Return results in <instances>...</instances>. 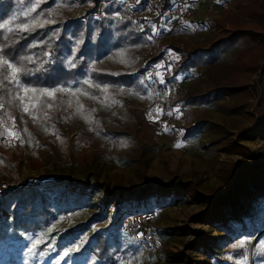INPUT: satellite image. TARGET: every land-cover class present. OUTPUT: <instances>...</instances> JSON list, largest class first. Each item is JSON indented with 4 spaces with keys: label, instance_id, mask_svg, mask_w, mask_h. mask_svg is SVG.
Listing matches in <instances>:
<instances>
[{
    "label": "rangeland",
    "instance_id": "374dc122",
    "mask_svg": "<svg viewBox=\"0 0 264 264\" xmlns=\"http://www.w3.org/2000/svg\"><path fill=\"white\" fill-rule=\"evenodd\" d=\"M110 1L126 2L125 8L136 13V17L142 16V0L139 3L137 0ZM156 1L158 4L159 0ZM246 1L188 0L193 6V14L184 18L180 26L171 28L170 33L154 45V52L158 48L163 49L164 54L157 63L161 67L156 70L154 65L150 84L156 86L160 83L157 72L169 77L170 67L175 57H178L170 45L175 44L191 55L195 48L206 46L207 41L219 32L212 24L221 18L225 6L235 10L238 2ZM101 3L95 15L99 14ZM55 9L66 17L77 19L81 5L72 6L58 1ZM153 11V15L158 12L156 8ZM162 25L167 26L168 20L157 25V29ZM111 62L102 61L98 65L105 66ZM212 68L215 74H237L222 61L213 64ZM200 69L196 67L184 74L179 73L172 79L178 86L175 93L187 88ZM253 79L258 87L254 91L246 87L245 96L237 94V90L223 87L220 95L205 107L203 124L190 133L174 127L182 119L179 112L156 106V92L153 96L150 91L149 97L124 93L116 96L120 101L111 106V101H99L82 93L72 96L70 91L58 92L62 101L61 113L65 116L62 120L65 122H49L55 126L68 127L64 131L68 141L66 150L62 154L53 143L43 147L38 158L32 156L33 147L25 144L22 148L30 153L26 157L32 165L20 164L18 179L0 180V183H8L5 193L23 188L50 191L53 187L70 194H82L88 197L87 203L75 212L56 211L44 228L27 232L21 239H13L10 236L11 229H4L1 221L0 230L7 234L4 239H0V264H81L85 258L81 253L82 242L114 226L121 232L127 250L116 256L115 264L133 256L140 257L139 261L133 260V264H215V259L233 264H237V261L241 264H264V248L259 247L264 244V233L250 248L253 237L264 228L257 227L261 218L258 207L264 208V110L258 103L264 82L259 73L254 74ZM168 85L166 83L165 87ZM161 94L166 93L161 89ZM77 101L92 108L91 120L81 110L77 111ZM123 107L145 110L152 123L150 130L156 129L155 137L148 139V134H143L144 127L139 122L134 125H125L123 121L113 122ZM157 109L161 110L159 118L150 119L149 113L156 117ZM96 119L100 120L102 130L108 127L124 129L125 126L139 139L138 145L118 153V158L114 157V141L95 132L93 126ZM15 126L22 136L24 128L21 122L16 121ZM31 126H35L41 136L39 139L56 137L55 133L47 136L41 123ZM178 142L183 147H174ZM228 142L246 146L253 158L230 151L225 147ZM16 146L21 144L7 140L1 150L9 151ZM241 163H258L260 173L246 178L239 166ZM233 167L236 174L233 173ZM179 184H183L186 189L177 193ZM218 195L234 196L238 207L231 212L220 213L217 210ZM117 196L132 198L122 202ZM172 197L176 198L172 201ZM143 214H149L150 218L142 217ZM0 215L3 220L12 217L7 210H0ZM251 215L256 217L255 224L248 219ZM141 217L146 220H141ZM240 218L249 229L246 234L250 233L252 238L240 233L238 223L233 222ZM139 222L148 225L146 228L150 237L146 242L136 241L133 236V228ZM228 224L238 232V239L225 231ZM114 231L109 230L106 234L111 235ZM36 240L41 241L36 252L42 251L45 255H29L28 248ZM240 240L245 241L244 256L233 257L232 252L237 248L233 245L239 244ZM78 245L79 250L72 253L70 258L60 259L65 249ZM256 245L261 258L255 261L253 251Z\"/></svg>",
    "mask_w": 264,
    "mask_h": 264
},
{
    "label": "trees",
    "instance_id": "16d2710c",
    "mask_svg": "<svg viewBox=\"0 0 264 264\" xmlns=\"http://www.w3.org/2000/svg\"><path fill=\"white\" fill-rule=\"evenodd\" d=\"M58 1L72 6L81 5L77 19L59 13L55 9ZM222 1L227 2V0ZM33 2L40 3L37 12L45 13L42 19L49 18L47 13L52 12L53 15L50 18L54 19L56 23L37 28L31 33H18L13 39H6V30H3L5 35H0V48H4L7 57H15V62L22 63L28 69V73L22 77L26 86L35 87L38 90L63 87L68 88L70 92L79 88L81 91L78 93L99 101L104 100L105 96L109 97L108 101L112 99L120 101L116 96L124 93L140 97L150 96L149 87L134 74L135 65L139 60L137 72L140 73H143L149 64L155 65L158 70L157 63L163 58L164 51L156 48L152 56L139 58L144 47V40L128 17L126 9L110 0H42V2L33 0ZM141 2L143 7L147 5L146 0ZM174 2L175 0H159L158 4L150 7L148 16L136 17V13H134L136 23L144 29H152L151 24L157 26L166 23ZM100 3L99 14L95 15ZM155 8L158 12L153 15ZM22 10H26L23 0H0V23L10 19L13 15H18ZM35 15L34 13L33 16ZM26 19H31V17L21 16L17 23ZM12 26L14 27V25ZM212 26L219 32L207 41L206 46L195 48L191 55L175 44L170 45L178 53V59L171 65L169 77L164 75L165 83L153 85L157 95L156 106L164 110H178L182 119L175 123L174 127L184 133H190L203 124L205 107L220 95L223 87L237 90V94L241 93L245 96L246 87L250 91H254L258 87L253 79L254 74L259 73L260 79L264 82V0L238 2L235 10L230 6H225L221 18L213 21ZM164 27L162 25L158 29ZM33 44L39 46L29 47ZM121 52L125 54L123 57L118 55ZM45 53H49V55H45ZM27 56H31L34 62L22 59ZM122 59L127 62L122 63ZM108 60L112 61L111 64L98 65L100 62ZM219 61L229 65L232 71L237 74L213 73L212 66ZM196 67H201L200 72L193 76L187 88L178 93L161 94V89L165 87L166 83L171 82L179 73L184 74ZM84 80L91 81L92 87L85 85ZM96 85H100V88H97ZM104 86L108 87L107 93L101 90ZM22 94V92H17L12 85H8L7 89H0V103L4 104V108L0 109V131L3 130L5 124L10 127L12 120L9 117H14L15 121H20L23 128L27 129V133L23 132L21 139L25 140L26 145H29L28 141L31 140L29 146L34 149H32L33 157L39 158L41 149L53 143L63 154L68 143L64 131L68 127L55 126L49 122L50 120L65 122L62 120L64 113H61V96L57 92L54 98L41 97L43 104L37 102V110H34V114L38 119L34 121L31 116L23 113L18 98H14ZM258 103L264 110V86L260 91ZM49 104H52L51 108L48 107ZM80 105H83V108L80 109L81 112L87 114L88 119L91 120L93 118L92 108L82 101H77L79 108ZM45 113L47 119L43 118ZM122 121L125 125L131 123L134 125L139 122L144 127L143 134H148V139L155 137L156 129L150 130L152 123L143 109L130 110L123 107L113 122L120 123ZM35 122L41 123L45 129H48L47 136L51 133L59 134L63 142L57 140L56 137L39 139L41 136L35 126H31L36 124ZM94 125L93 128L99 136L114 141L112 155L116 158H118V153L138 145L139 139L125 126L124 129L108 127L102 130L98 119L94 120ZM28 133L31 135L29 136ZM4 142L5 140L0 139V180L18 179L20 164L32 165L26 157L30 153L27 149L22 148L25 144L10 148L9 151L1 150ZM16 142L19 143V141ZM75 144L78 145L79 141ZM225 147L243 157L253 158L251 151L244 145L228 142ZM239 166L246 178H252L260 173L258 163H241ZM233 173L236 174L234 167ZM184 189L186 187L183 184L176 187L177 193ZM49 190L23 188L4 194L0 200V210H7L12 217L9 220H3V216L0 215V222L3 221L4 229H11L10 236L13 239H21L27 232L44 228L56 211L75 212L81 210L88 200V197L82 194H70L53 187ZM175 198L172 197L170 200L173 201ZM217 199L219 202L217 210L220 213H228L238 207L234 196L218 195ZM258 210L261 213V218L257 227L262 229L264 227V208L260 206ZM255 218L254 215L248 217L253 224H255ZM233 222L238 223L237 226L241 228L240 233L243 232L246 238L248 236L252 238L253 235L246 234L249 229L242 218L233 220ZM116 229V226L109 229L115 230L111 235L106 234L109 230H102L104 232L96 233L83 241L81 253L85 255V258L82 259L81 264H115L116 256L127 252L121 239V232ZM225 231L238 239V232L231 225H226ZM6 234V231L0 230V239H4ZM259 252L256 245L253 251L255 261L261 258ZM232 254L233 257L244 256V246L237 247ZM215 264L233 263L215 259Z\"/></svg>",
    "mask_w": 264,
    "mask_h": 264
},
{
    "label": "snow or ice",
    "instance_id": "6c2138e0",
    "mask_svg": "<svg viewBox=\"0 0 264 264\" xmlns=\"http://www.w3.org/2000/svg\"><path fill=\"white\" fill-rule=\"evenodd\" d=\"M40 2H42V0H40ZM139 2L140 0H137V3ZM23 6L26 10H22L18 15H13L10 19L4 20V22L0 23V35H5V32L3 30H6V39H13L17 36L18 33H31L35 31L37 28H43L45 25L56 23L54 19L50 18L53 15L52 12L47 13V17L49 18L42 19V17L45 16V13L37 12V9L40 6L39 2L34 3L33 0H23ZM34 13L36 14L35 16H33ZM21 16L24 18L31 17V19L21 20L19 23H17V21L20 20ZM149 23L151 24V22ZM12 25H14V27ZM151 28H152L153 35L158 33V29L155 24H151ZM149 39H151V37H149ZM37 46L39 45L33 44V45H30L29 47H37ZM45 55H49V53H45ZM118 55L123 57L125 54L121 52V53H118ZM175 58L178 59V57H175ZM22 59L28 62H34L31 56L23 57ZM121 62L125 63L127 61L122 59ZM157 67L159 68L161 67V65H157ZM27 73H28V69L22 63L18 64L17 62H15V57L8 58L4 51V48H0V77H2V79H0V89H7L8 85H12L17 92H22L23 93L22 95H19L18 97H14V98H18L19 105L21 106L23 113L28 114L35 121L38 119V117L34 114V110H37V102H39L40 104H43V101L40 99L41 97L54 98L57 92L68 93L70 90L68 88H63V87L54 88L52 90H49L47 88H42L38 90L35 87H28L24 84L22 80V77L26 75ZM156 75L159 78V82L161 84H164L165 80L163 76L161 75V73L157 72ZM148 78H151V73H149ZM83 83L85 85H88L89 87H92V83L89 80H84ZM96 87L100 88V85H96ZM101 90L104 93H107L108 87L104 86ZM80 91L81 89L77 88L75 89V91L71 92V95L75 96ZM121 91L123 90L121 89ZM108 100H109V97L105 96L104 101L107 102ZM33 101H36V102H33ZM117 103H119V101L112 99L109 106H111V104H117ZM48 107L51 108L52 104H49ZM3 108H4V104L0 103V109H3ZM82 108H83V105H80V108L77 109V111H79ZM156 111H157L156 117H153L152 114L149 113L150 119L159 118V114L161 110L157 109ZM171 114L172 113H169V115ZM43 118L47 119L46 113L44 114ZM9 119L12 120V125L11 127H9L7 124L4 125L3 130L0 131V139H3L5 141L7 140L19 141L21 145L25 144V140L21 139L20 130L17 129L15 126L16 124L15 118L9 117ZM167 130H168L167 127H165V131ZM45 131H48V129H45ZM24 132L27 133L26 128L24 129ZM28 135L30 136L31 134L28 133ZM56 139L63 142L59 134L56 135ZM28 143L29 145H31V140H29ZM10 146H14V145H10ZM174 147L180 148V147H183V144L178 142L174 145ZM49 231H51V229H49ZM40 243L41 241L39 240L33 241L32 246L28 248L29 255L31 256H35L37 254L40 256L45 255V253L42 251L39 253L36 252V249L38 248V245ZM244 244H245V241L240 240L239 244L233 245V247L242 248ZM49 247H51V245H49ZM79 247L80 246L78 245L75 248L65 249L60 255V259L65 260L66 258H70L72 253L79 250ZM259 247L264 248V244L259 245ZM139 259L140 257L133 256L132 258L128 260L122 259L120 261V264H133V260L139 261ZM245 259H247V257H245ZM237 264H241V262L237 261Z\"/></svg>",
    "mask_w": 264,
    "mask_h": 264
},
{
    "label": "built area",
    "instance_id": "2783aa9c",
    "mask_svg": "<svg viewBox=\"0 0 264 264\" xmlns=\"http://www.w3.org/2000/svg\"><path fill=\"white\" fill-rule=\"evenodd\" d=\"M115 2L121 6L123 5L124 8L127 6L126 2H123V3H121L120 1H115ZM156 2H157L156 0H146L147 5H145L144 8L141 9V15L142 16L149 15L150 7L156 4ZM125 9L128 11L129 18L134 23L137 32L139 33V35L141 36V38L144 40V43H145L143 50L139 55V58L141 56H151L154 52V45L158 43L163 37L167 36L170 33L171 28L180 26L184 18L191 16L194 12L192 4L189 3L188 0H175L173 9L168 19V25L160 30L158 29V33L153 35L152 29H144L143 27H140V25L136 23V17L134 13H131L127 8ZM149 37H151V39H149ZM138 66H139V60L136 64L134 73L146 83V85L149 87L150 91L152 92L154 96L155 91L153 89L152 84H150L149 78H148L149 73H152L154 71V65L149 64L147 69L143 73L137 72ZM177 90H178V86L172 81L169 82V85L167 87H163L162 89L164 93L175 92ZM7 189H8V183H0V198H2V195H4ZM130 198L132 197H126V196L118 197L117 196V199L119 201L130 199ZM133 199H136V197H133ZM142 217L146 219L150 218L149 214H143ZM146 219L142 218L141 220H146ZM133 232H134L133 236L136 241L146 242L149 240L150 232L140 222L134 226Z\"/></svg>",
    "mask_w": 264,
    "mask_h": 264
},
{
    "label": "water",
    "instance_id": "95a60500",
    "mask_svg": "<svg viewBox=\"0 0 264 264\" xmlns=\"http://www.w3.org/2000/svg\"><path fill=\"white\" fill-rule=\"evenodd\" d=\"M48 62H50V61H48ZM263 233H264V228H263L262 230H260V231H259V232L253 237V239H252V241H251V246H250L251 249L253 248L255 242L259 239V237H260ZM250 264H251V263H250Z\"/></svg>",
    "mask_w": 264,
    "mask_h": 264
},
{
    "label": "bare ground",
    "instance_id": "6f19581e",
    "mask_svg": "<svg viewBox=\"0 0 264 264\" xmlns=\"http://www.w3.org/2000/svg\"><path fill=\"white\" fill-rule=\"evenodd\" d=\"M144 224H146L145 222H144ZM145 227H148V225H146ZM153 235H152V233H151V237H152Z\"/></svg>",
    "mask_w": 264,
    "mask_h": 264
}]
</instances>
